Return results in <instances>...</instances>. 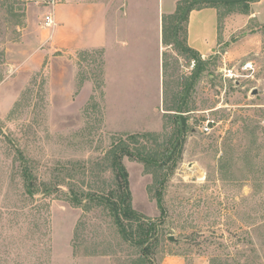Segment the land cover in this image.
Returning <instances> with one entry per match:
<instances>
[{
    "label": "rangeland",
    "instance_id": "374dc122",
    "mask_svg": "<svg viewBox=\"0 0 264 264\" xmlns=\"http://www.w3.org/2000/svg\"><path fill=\"white\" fill-rule=\"evenodd\" d=\"M46 7L0 0V264H264V25L252 34L255 49L236 61L224 57L226 45L205 59L179 137L176 114L194 59L172 43L160 83L150 66L147 105L121 102L113 68L104 81L99 49L40 47ZM178 19H167L169 30ZM247 61V77L224 76ZM103 106L114 131L103 125ZM122 143L139 153L121 160L143 218L120 217L141 242L125 239L112 211L90 201L117 190L109 152ZM146 224L151 232L139 237Z\"/></svg>",
    "mask_w": 264,
    "mask_h": 264
},
{
    "label": "crops",
    "instance_id": "0c3cea01",
    "mask_svg": "<svg viewBox=\"0 0 264 264\" xmlns=\"http://www.w3.org/2000/svg\"><path fill=\"white\" fill-rule=\"evenodd\" d=\"M179 2L181 0H63L53 8L46 7L44 16L51 12L55 25L44 27L43 16L39 27L45 32V38L40 47H45L46 52L65 55L77 50L99 49L103 55L104 81L113 68L112 77L120 101L138 99L144 106L154 87L150 66L156 65L158 82H161V66L163 69L165 54L172 44L167 19L175 15ZM248 2L247 9L234 5L228 7L227 12L226 6L204 4L192 8L184 23V42L201 59L219 53L221 45H226L224 57L230 62L236 61L255 49L258 37L252 34L264 25V0ZM222 9L226 13L221 18ZM90 84L87 81L86 87L91 88L93 84ZM102 89L106 102V83L102 84ZM158 92L159 103L155 110L162 102L161 85ZM103 125L111 130L104 106Z\"/></svg>",
    "mask_w": 264,
    "mask_h": 264
},
{
    "label": "trees",
    "instance_id": "16d2710c",
    "mask_svg": "<svg viewBox=\"0 0 264 264\" xmlns=\"http://www.w3.org/2000/svg\"><path fill=\"white\" fill-rule=\"evenodd\" d=\"M189 0H181V2L178 3L177 5V11L175 13V15L173 16H177V18H179L178 15L179 13H181V11L183 10V7L184 5L188 2ZM252 1V0H250ZM204 4H208V5H212V6H216V7H220V6H226L227 9H226V12L229 11L230 9L228 7L230 6H234V5H237L241 8H245L247 9L248 7V4L249 2L248 1H239V2H224V3H219V2H204V3H196L194 5L191 6L190 10L196 6H200V5H204ZM226 12H221V15L220 17L222 18L223 15L226 13ZM187 19V15L185 16V18L183 19V24L185 23ZM182 24V23H181ZM179 25L178 27V31L177 33L179 34V31L182 29V25ZM184 27H185V24H184ZM174 28L175 26H173L170 30H169V26H168V32H170V35H171V38H172V43L175 44V40H174ZM185 32V30H184ZM179 42L180 44L186 48L187 50H189L190 53H185L183 52L180 48H178V46L175 44L176 48H178L181 52H183L184 54H187L190 58L194 59L195 61V65L194 67L196 68L197 67V56L198 55L196 52H194L193 50H191L187 45L186 43L184 42V39L181 40L179 39ZM199 63H200V67H199V72L197 74V76L200 75L201 72H203L206 68V65H207V60L205 59H201L199 60ZM194 68V70H195ZM194 72V71H193ZM193 74V73H192ZM196 76V77H197ZM190 90V89H189ZM188 95V93H187ZM187 96L183 102V109L184 110H181V112H187L189 111L187 109ZM179 108V107H178ZM167 110H174L172 108H169ZM178 110V109H177ZM176 122L178 124V130H180V126H179V121H181V124H182V130L184 131L187 127V118L185 116H183L182 114H176ZM151 133H143L141 134V136L143 137H149ZM139 135V134H138ZM137 136V134H136ZM135 135H132V137H136ZM152 136V134H151ZM124 143H122L121 145H123ZM176 146V145H175ZM172 148V147H171ZM169 149L168 152H171V155L168 156L167 158V161H169L171 158H172V155L173 153L175 152V148L173 149ZM116 150H110V154H111V159H110V165L111 167L114 169L116 175H117V190L116 191H113V192H109L108 194H105L103 196H90V201H94V200H99L100 202H103L109 209L110 211H112L113 213V216H114V220H115V223L117 224L118 228H119V231L121 232V234L123 235V237L125 239H128V240H133L134 242H141L143 241L145 238H142V239H139L137 240L131 236L132 234H130L131 237H129V234H128V231L126 229V227L124 226V224L122 223V219H121V215H123L125 218H129V219H136V220H141L143 217L141 214L137 213L133 207H132V203H131V192H130V189H129V183H128V172L125 168V166L123 165L122 163V156L123 155H128V156H139V153H135L133 152L131 149L129 148H126V146H122L120 149L119 148H115ZM17 154L19 155V152L17 151ZM140 160L142 161H146L145 159L143 158H139ZM149 160V159H148ZM150 162H156V156H153L150 158L149 160ZM28 192L29 193H32L34 192L33 191V188H32V185L28 186ZM154 197V196H153ZM155 200H156V204L157 206L159 207V209L162 210V212L164 211V206H163V201H162V197H161V194H157L155 197ZM152 225L151 224H146L145 226H142L141 227V231L138 233V236L139 237H142L143 235H149V233L151 232L152 230ZM138 237V238H139Z\"/></svg>",
    "mask_w": 264,
    "mask_h": 264
},
{
    "label": "water",
    "instance_id": "95a60500",
    "mask_svg": "<svg viewBox=\"0 0 264 264\" xmlns=\"http://www.w3.org/2000/svg\"><path fill=\"white\" fill-rule=\"evenodd\" d=\"M211 1H213V2H219V3H220V2H221V3H224V2H239V1H244V0H189V1L184 5L183 10H182V12H181V15H180L179 19L177 20L176 25H175V28H174V40H175V44H176V45L178 46V48H180L183 52H185V53H190L189 50H187L186 48H184V47L180 44V42H179V40H178V38H177V31H178V27H179V25L182 23L183 19H184L185 16L188 14V12H189V10H190V8H191L192 5H194V4H196V3H204V2H211ZM245 1H250V0H245ZM196 56H197V61H198V63H197V67H196V70H195L194 74L192 75V77H191V79H190V81H189V84H188V86L186 87V89H185V91H184V94H183V96H182V99H181V102H180V105H179V108H178V113H179V114H181V110H182L183 102H184V100H185V98H186V96H187V93L189 92V89H190V87H191V85H192L194 79L196 78V76H197V74H198V72H199V67H200L199 60H200V56H199V55H196ZM252 93H253V94H256V93H257V90L254 88V89L252 90ZM179 126H180L179 137H181L182 132H183L181 121H179ZM179 137H178V138H179ZM173 239H174V238H173L172 235L169 236V240H173Z\"/></svg>",
    "mask_w": 264,
    "mask_h": 264
},
{
    "label": "built area",
    "instance_id": "2783aa9c",
    "mask_svg": "<svg viewBox=\"0 0 264 264\" xmlns=\"http://www.w3.org/2000/svg\"><path fill=\"white\" fill-rule=\"evenodd\" d=\"M60 2H62V0H46L47 6L50 8H53L56 4ZM43 25L44 27H48V28L53 27L55 25V21L53 19L51 12H47L45 14ZM194 65H195V62L192 61L191 68H193ZM252 69H253L252 63L250 61H247V62H244L243 64L235 65V66L227 68V74H225L224 76L233 78L235 80L236 78H239V77H247L248 73L246 72ZM208 129H209L208 125H205L204 130L208 131Z\"/></svg>",
    "mask_w": 264,
    "mask_h": 264
}]
</instances>
